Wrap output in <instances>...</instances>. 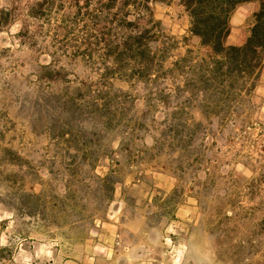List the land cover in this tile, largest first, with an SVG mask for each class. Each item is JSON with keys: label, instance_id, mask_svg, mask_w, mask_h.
Segmentation results:
<instances>
[{"label": "rangeland", "instance_id": "1", "mask_svg": "<svg viewBox=\"0 0 264 264\" xmlns=\"http://www.w3.org/2000/svg\"><path fill=\"white\" fill-rule=\"evenodd\" d=\"M77 4L0 0V264H264V93L114 78L108 128L78 98L111 65ZM153 8L168 67L209 51L181 0Z\"/></svg>", "mask_w": 264, "mask_h": 264}, {"label": "trees", "instance_id": "2", "mask_svg": "<svg viewBox=\"0 0 264 264\" xmlns=\"http://www.w3.org/2000/svg\"><path fill=\"white\" fill-rule=\"evenodd\" d=\"M168 1L77 0L78 20L90 29L86 36L97 39V44L105 41L107 63L111 65L97 72L93 85L79 87L78 98H88L93 117H107L108 128L123 108L124 94L113 90L114 78L141 84L166 81L170 76L180 78L179 92L197 93L215 106L232 102L256 87L264 57V0H181L191 17V33L209 51L200 58L183 56L171 67L166 65L168 55L157 46L160 42L167 44L170 37L155 18L153 8L156 2ZM249 1H258L259 9L248 38L242 45H227L231 15L239 4ZM191 72L192 78H188Z\"/></svg>", "mask_w": 264, "mask_h": 264}, {"label": "crops", "instance_id": "3", "mask_svg": "<svg viewBox=\"0 0 264 264\" xmlns=\"http://www.w3.org/2000/svg\"><path fill=\"white\" fill-rule=\"evenodd\" d=\"M242 5H245L247 10H240L239 7ZM258 9V1L245 2L234 9L230 18L231 30L225 40L228 45H242L245 43L254 24V13ZM250 19H253L252 23H248L251 21ZM255 90L264 93V58Z\"/></svg>", "mask_w": 264, "mask_h": 264}]
</instances>
